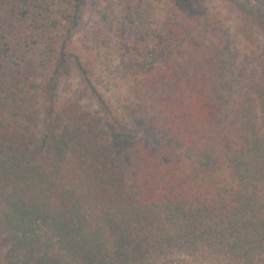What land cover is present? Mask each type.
<instances>
[{
    "label": "trees",
    "instance_id": "16d2710c",
    "mask_svg": "<svg viewBox=\"0 0 264 264\" xmlns=\"http://www.w3.org/2000/svg\"><path fill=\"white\" fill-rule=\"evenodd\" d=\"M172 1L150 58L120 53L109 71L129 82L128 113L71 48L77 21L48 44L34 37L57 24L24 34L10 11L0 22V264H264V0H219L242 54L227 36L190 43ZM214 19L202 28L223 26ZM74 70L100 115L60 100Z\"/></svg>",
    "mask_w": 264,
    "mask_h": 264
},
{
    "label": "rangeland",
    "instance_id": "374dc122",
    "mask_svg": "<svg viewBox=\"0 0 264 264\" xmlns=\"http://www.w3.org/2000/svg\"><path fill=\"white\" fill-rule=\"evenodd\" d=\"M177 2L182 7L181 10H186V15L181 18L183 24L189 26L186 31L189 42L198 45L203 38L202 34H206L203 41L205 43L213 41L215 46H218L219 42L224 40V36H227L226 45L230 52L234 53L236 50H240L241 54L245 52L240 37L236 36L238 20L235 16L232 17L230 10L223 7L219 0H177ZM172 4V0H0V22L7 19L6 13L10 11L17 17L16 27L18 26L20 32L24 34L30 33L33 29L42 31L46 26L57 24L59 28L49 33L42 32L43 40L38 39V36L34 37L38 43L42 41L48 44L59 39L66 25H72L77 21L70 42L71 48L75 49L76 54L89 69L95 87L114 108L118 109L119 113H128L127 109L135 103V100L128 95L129 82L113 77L109 71L120 62V53L132 58H142L144 55L150 58L149 44L154 35L164 30L167 10ZM205 15L213 16L215 21L221 20L223 26L202 28L201 22ZM192 19L198 23H189ZM123 24L128 28L130 33L128 36L125 35L127 33ZM142 32L147 34L144 35ZM124 35L131 41L128 48L127 38L123 37ZM253 39L254 36H251L247 41L252 42ZM7 41L0 30V50L7 48ZM46 48V46L41 48L45 66L54 69L55 55H50ZM38 80H44V77ZM58 91L60 100L72 99L80 103L83 112L100 115L96 97L78 71L74 70L68 75H62L58 79ZM222 179L227 185L233 183V178L227 169L222 171Z\"/></svg>",
    "mask_w": 264,
    "mask_h": 264
}]
</instances>
